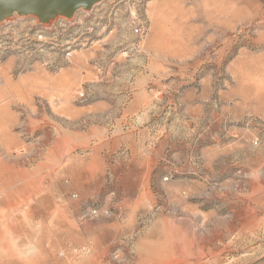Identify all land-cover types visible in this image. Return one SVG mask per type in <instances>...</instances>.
Instances as JSON below:
<instances>
[{
    "label": "rangeland",
    "instance_id": "rangeland-1",
    "mask_svg": "<svg viewBox=\"0 0 264 264\" xmlns=\"http://www.w3.org/2000/svg\"><path fill=\"white\" fill-rule=\"evenodd\" d=\"M0 264H264V0L1 22Z\"/></svg>",
    "mask_w": 264,
    "mask_h": 264
},
{
    "label": "water",
    "instance_id": "water-1",
    "mask_svg": "<svg viewBox=\"0 0 264 264\" xmlns=\"http://www.w3.org/2000/svg\"><path fill=\"white\" fill-rule=\"evenodd\" d=\"M105 0H0V23L16 13L46 24L57 18H72L79 10H91Z\"/></svg>",
    "mask_w": 264,
    "mask_h": 264
},
{
    "label": "bare ground",
    "instance_id": "bare-ground-1",
    "mask_svg": "<svg viewBox=\"0 0 264 264\" xmlns=\"http://www.w3.org/2000/svg\"><path fill=\"white\" fill-rule=\"evenodd\" d=\"M160 248V247H159Z\"/></svg>",
    "mask_w": 264,
    "mask_h": 264
}]
</instances>
